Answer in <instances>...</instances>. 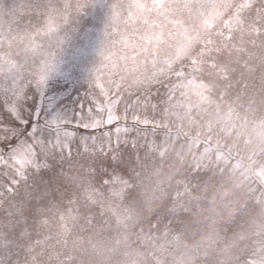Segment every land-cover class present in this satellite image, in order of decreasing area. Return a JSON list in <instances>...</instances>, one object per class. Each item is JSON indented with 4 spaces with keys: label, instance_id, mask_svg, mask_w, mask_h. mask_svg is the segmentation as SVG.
Listing matches in <instances>:
<instances>
[{
    "label": "rangeland",
    "instance_id": "obj_1",
    "mask_svg": "<svg viewBox=\"0 0 264 264\" xmlns=\"http://www.w3.org/2000/svg\"><path fill=\"white\" fill-rule=\"evenodd\" d=\"M148 1L160 18L168 0ZM219 8L189 17L187 49L168 47L179 31L123 21L110 35L86 12L62 26L46 106L70 112L83 102L96 67L140 95L148 123L111 167L79 162L69 195L53 197L25 237L23 264H264V0ZM24 215L0 208V230ZM71 220L78 230L64 235ZM53 231L54 248L40 241Z\"/></svg>",
    "mask_w": 264,
    "mask_h": 264
},
{
    "label": "snow or ice",
    "instance_id": "obj_2",
    "mask_svg": "<svg viewBox=\"0 0 264 264\" xmlns=\"http://www.w3.org/2000/svg\"><path fill=\"white\" fill-rule=\"evenodd\" d=\"M91 2L0 0V208L25 214L0 230V264H23L25 237L38 214L56 195H69L67 181L83 158L111 167L123 148L134 146L139 125L148 123L137 113L140 95L96 67L83 102L70 112L49 109L42 99L57 70L62 26ZM122 99L119 114L115 109ZM129 133L134 135L128 138Z\"/></svg>",
    "mask_w": 264,
    "mask_h": 264
},
{
    "label": "trees",
    "instance_id": "obj_3",
    "mask_svg": "<svg viewBox=\"0 0 264 264\" xmlns=\"http://www.w3.org/2000/svg\"><path fill=\"white\" fill-rule=\"evenodd\" d=\"M71 1L72 0H69V2ZM167 2L162 9V15L160 18H157L152 14L153 8L148 0H92L85 12L89 17L94 19L95 23H99L102 27L107 26L109 29L106 27L104 28L108 29V31L110 30V35L113 33L117 35L122 32L123 21L129 24L142 25L143 27L159 30L158 33H162L163 35H166L164 30H172L174 32L179 31L180 34H177L179 40L173 41L168 46L170 50H178L182 46H185V49H187L186 46H191L188 42L193 36V26L195 22L189 17L196 13L198 15H205L208 11L207 8L212 6L220 9V6L227 4V0H168ZM171 6H175L176 10H172ZM171 34L172 33H168L166 36ZM121 40L124 41V39ZM161 40L162 39H154V42L159 44ZM107 57L108 59L114 58L111 55H107ZM88 225L93 228L91 231L93 234V232H95V225L91 223ZM77 227L78 222L71 220V223L61 225L60 230L64 235H72L78 230ZM96 236L99 237H96L93 240L98 243V246H102L104 244V238H100L99 233H96ZM56 237L57 235L53 231L50 236L41 237L40 241L45 243L46 240H51V242L53 241L54 248V242H57ZM80 241H82V239ZM87 245L89 247L90 244L87 242ZM138 249L139 248L137 247V251ZM73 251L74 250L72 249L70 252ZM136 254H139L140 256L142 255L140 249ZM133 256L135 255L133 254ZM145 257L143 258V261ZM151 258L154 259L153 256H151ZM130 264L133 263L131 262Z\"/></svg>",
    "mask_w": 264,
    "mask_h": 264
}]
</instances>
